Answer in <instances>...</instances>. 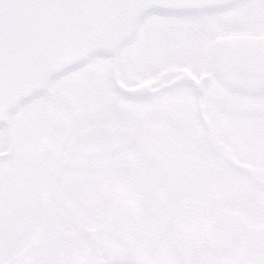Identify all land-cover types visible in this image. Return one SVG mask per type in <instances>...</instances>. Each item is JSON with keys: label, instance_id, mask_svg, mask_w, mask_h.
Instances as JSON below:
<instances>
[{"label": "flooded vegetation", "instance_id": "af4514ba", "mask_svg": "<svg viewBox=\"0 0 264 264\" xmlns=\"http://www.w3.org/2000/svg\"><path fill=\"white\" fill-rule=\"evenodd\" d=\"M157 14L179 24L181 49L186 55L184 63L172 73L165 74L164 69L167 68L164 67L132 83H125L120 79L117 65L118 78L125 85L147 81L150 88H158L148 93L131 96L120 93L109 81V63L104 65L106 80L115 97L136 101L146 98L150 104L163 102L167 107L177 109L170 114V122L168 120L171 132L175 135L174 143L186 146L187 156H195L198 166V169H192L191 164L187 162L184 164V171L194 179L210 181L215 190L219 189L220 182H231L230 190L233 194L231 202L213 209L209 228L212 235L237 245L242 259L227 260L230 254L226 253L220 257L217 251L211 249L194 254L200 226L207 212L205 204L194 198H185L173 205L177 207L169 223L149 252H147L149 246L173 207L151 237L135 239L117 237L112 240V244L109 243L111 239L106 237V228L102 222H97L91 215L85 216L91 214L87 210L88 207L82 209L73 202L70 203L62 195L58 187L59 181L55 179L56 175L54 179L45 177L39 158L33 157L36 149L30 148L29 142L14 141L9 131L8 116L22 102L33 97H42L43 101L49 97H56L52 93L53 90L48 88L52 77L43 88L20 100L8 111L6 124L0 122V128L3 129L0 136L4 134L6 138L5 144L0 142V152L6 151V154L0 157V264L7 259H10V264H132V262L155 264L160 262L158 259L166 260L165 248L157 254L158 256H154V251L163 241L175 212L183 204L198 210L192 245L181 260V264H196L200 256L208 251L214 254L216 264L223 261L233 264L242 260L246 264H257L244 252L237 240L227 234L216 232L211 228V224L222 208L236 213L245 224H264V81H243L241 78L243 75L238 73L244 68L243 58L236 57L238 56L236 53L240 51L248 53L249 58L256 57L254 53H260L257 57L264 62V0H227L179 10L151 9L141 16L135 27L143 22L145 17ZM135 32L136 30H133L132 36ZM226 41L228 44L224 43ZM99 54L111 59L109 55ZM229 54L233 56L229 57ZM261 72L264 76V70ZM181 74L199 80L196 90L186 80L176 79ZM58 77L59 75L56 76ZM122 108L121 104L117 110L120 111ZM177 121L180 122L178 126ZM107 124L130 128L135 136L134 142L115 153L83 157L68 155L66 146L48 135L47 132L51 129H46V135L65 148L66 160L69 158L88 160L97 157L108 159L138 145L135 127L118 122ZM219 145L241 166L225 162L220 157ZM170 167L169 160L165 159L163 167L158 165L152 167L150 171L151 178L165 193L170 192L162 188L157 176H161L168 184L166 172ZM262 235L260 251L264 261V229ZM68 236L71 237L67 238ZM139 240L146 245L144 247L142 244L141 248H136L131 255V261L124 263L114 259L110 245L138 246L136 243ZM225 246L228 245L225 243ZM63 248L68 252L66 259L61 256Z\"/></svg>", "mask_w": 264, "mask_h": 264}, {"label": "rangeland", "instance_id": "374dc122", "mask_svg": "<svg viewBox=\"0 0 264 264\" xmlns=\"http://www.w3.org/2000/svg\"><path fill=\"white\" fill-rule=\"evenodd\" d=\"M134 28V36L117 51L120 79L125 83L152 75L164 67L167 68L165 74L172 73L186 60L176 21L158 14L149 15ZM109 61L99 53L90 54L81 64L51 79L48 88L56 97L46 101L42 97H33L22 102L8 116L13 140L35 142L36 145L28 143V146L36 149L33 157L39 158L45 177L54 179L56 175L62 195L82 209L89 208L91 214L85 216L91 215L97 222H102L106 237L111 239L109 243L117 237H151L174 204L194 198L201 200L207 208L194 254L211 249L220 257L230 254L227 260H241L237 245L212 235L209 228L213 209L231 202V182H220L219 189L215 190L210 181L188 175L184 164L188 162L192 169H198L197 159L187 156L186 146L182 143H174L175 135L168 120L177 109L169 108L163 102L150 104L146 98L136 101L115 97L105 77L104 65ZM121 104L123 108L118 111ZM95 122H118L135 127L138 145L108 159L66 160L65 148L46 135L49 128L56 135L67 138L75 129ZM0 133H3L2 128ZM2 135L0 142L6 143L5 135ZM165 159L171 164L166 172L170 193L161 191L150 176L152 167H163ZM197 210L186 204L177 209L163 241L154 251V256H158L165 248L166 260L158 259L160 262L155 264H181L192 245ZM136 244L139 245H110L114 259L124 263L131 261L136 248L146 245L140 240ZM221 264L228 263L223 261ZM233 264L246 263L242 260Z\"/></svg>", "mask_w": 264, "mask_h": 264}, {"label": "water", "instance_id": "95a60500", "mask_svg": "<svg viewBox=\"0 0 264 264\" xmlns=\"http://www.w3.org/2000/svg\"><path fill=\"white\" fill-rule=\"evenodd\" d=\"M221 1L227 0H0V122L6 124L8 111L20 100L28 98L52 77L80 64L93 53L111 57L108 78L120 93L131 96L158 89L150 88L147 81L125 85L117 75V51L132 36L141 16L151 9L179 10ZM224 43L228 44V41ZM254 54L256 57L249 58L244 51L236 53V57L243 58L244 68L238 71L243 75V81H264L261 72L264 62L257 57L260 53ZM176 79L186 80L195 90L199 81L186 74L178 75ZM47 133L66 146L68 155L83 157L115 153L135 139L130 128L102 122L84 125L67 139L51 130ZM218 147L225 162L241 166L221 145ZM5 154L6 151L0 152V157ZM157 179L162 188L170 192L162 177L158 175ZM176 207L166 217L147 252L155 245ZM235 214L226 208L220 209L211 228L237 240L255 263H264L260 251L264 224H245ZM198 226L199 221L197 230ZM61 256L64 259L68 256L64 248ZM10 262L7 259L3 264ZM196 264H216L214 254L204 252Z\"/></svg>", "mask_w": 264, "mask_h": 264}]
</instances>
